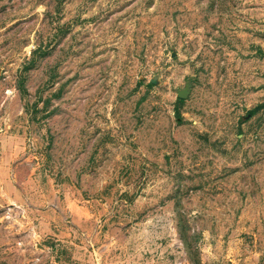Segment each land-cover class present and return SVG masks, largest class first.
Returning a JSON list of instances; mask_svg holds the SVG:
<instances>
[{"label":"rangeland","instance_id":"374dc122","mask_svg":"<svg viewBox=\"0 0 264 264\" xmlns=\"http://www.w3.org/2000/svg\"><path fill=\"white\" fill-rule=\"evenodd\" d=\"M0 264H264V0H0Z\"/></svg>","mask_w":264,"mask_h":264},{"label":"water","instance_id":"95a60500","mask_svg":"<svg viewBox=\"0 0 264 264\" xmlns=\"http://www.w3.org/2000/svg\"><path fill=\"white\" fill-rule=\"evenodd\" d=\"M184 96H183V94H179V98H183Z\"/></svg>","mask_w":264,"mask_h":264}]
</instances>
